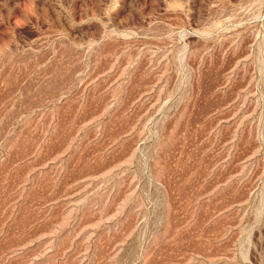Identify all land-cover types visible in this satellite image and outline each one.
Segmentation results:
<instances>
[{"label":"rangeland","instance_id":"374dc122","mask_svg":"<svg viewBox=\"0 0 264 264\" xmlns=\"http://www.w3.org/2000/svg\"><path fill=\"white\" fill-rule=\"evenodd\" d=\"M0 264H264V0H0Z\"/></svg>","mask_w":264,"mask_h":264}]
</instances>
